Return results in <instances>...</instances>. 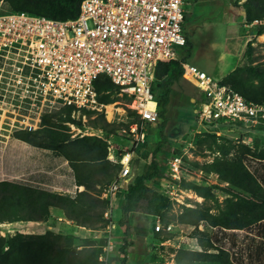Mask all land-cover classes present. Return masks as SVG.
Listing matches in <instances>:
<instances>
[{
    "label": "rangeland",
    "instance_id": "1",
    "mask_svg": "<svg viewBox=\"0 0 264 264\" xmlns=\"http://www.w3.org/2000/svg\"><path fill=\"white\" fill-rule=\"evenodd\" d=\"M247 4L251 6L247 0H185L183 32L187 41L185 45L176 48L177 58L218 81L236 67L264 64V29L261 33L257 32L264 22L254 20L245 23L244 6ZM0 7L6 9L8 4L0 0ZM170 89L163 115L157 116L155 122H148L142 126L144 136L134 149L135 159L130 163L129 176V181H132L135 175L147 167L145 155L153 149L160 138L161 127V134H169L171 140L155 154L159 173L147 183L150 188L166 198L168 204L166 212L160 217L140 212L131 213L125 221L127 225L125 228L118 222L119 213L115 204L120 198L115 196L112 198L109 217L116 225L110 233L112 247L103 249L107 242L100 246V242L92 237L96 232H100L101 227L74 235L73 244L78 248L81 243L92 241L100 246L99 260H102L103 264H119L122 254L118 248L121 245L125 247V253H129L131 260L134 259V264L136 253H140L141 256L137 261L144 264L150 262L212 264L204 260H177L174 257L175 251L183 249L215 252L218 248L228 252L230 264H264V238L257 234L256 225L246 229H229L212 225L206 217L218 214L223 209L225 198L235 199L241 195L239 190L222 182L216 173L209 171L207 164L217 158L230 160L241 151L248 152L243 156L245 158L243 162L250 170L255 169L262 173L264 178L263 169L253 164L249 156L252 150L264 147V121L242 129L201 122L193 112L202 94L185 81L181 83L175 81ZM161 90L162 82L155 80L152 87L153 95H158ZM115 96L117 100L104 104L110 108L109 117H106L105 106L94 109L88 115L73 112L69 116L73 121L57 120L56 123L60 124L61 130L69 139L76 137L73 136L76 128L85 127L87 133L95 130L103 137L106 133H112L110 145L115 148L128 147L129 144L119 140L120 131L122 128L127 129L130 124H137L138 118L125 103L127 97L123 93L118 92ZM98 113L103 115L105 122L113 124L112 131L99 127L96 120ZM72 123L74 129L69 126ZM106 145L108 146L107 143ZM11 153L14 155L13 171L19 172L18 181L21 184L54 194L67 195L65 188L69 187L71 181L70 171L67 161L55 150L31 145L13 137L12 132L3 131L0 136L1 174L9 164L8 154ZM169 156L179 158L178 177L169 176L164 167L165 158ZM113 173L114 171L112 175ZM186 183L206 186L208 188L205 192L206 197L196 194L184 185ZM0 206H4L1 200ZM106 208H109L108 203ZM186 208H191L197 214L206 215L196 224L187 223L185 222L187 217H180ZM133 216H136V226L131 222ZM154 218H158L162 224L171 223L172 230L153 233ZM139 230L143 233H141L143 247L140 248V252H136L134 248L136 249V239H140ZM123 233L126 235L122 240ZM136 233L139 234L138 237L135 236Z\"/></svg>",
    "mask_w": 264,
    "mask_h": 264
},
{
    "label": "built area",
    "instance_id": "2",
    "mask_svg": "<svg viewBox=\"0 0 264 264\" xmlns=\"http://www.w3.org/2000/svg\"><path fill=\"white\" fill-rule=\"evenodd\" d=\"M184 5L185 0H80L76 15L65 19L0 7V136L3 131H33L44 114L60 107H69L71 115L105 107L93 87L100 74L126 95L138 118L120 131L119 140L129 144L124 148L110 145L112 133L103 137L85 127L73 133L105 141V158L116 166L111 180L99 188V197L109 205L102 215L108 222L92 237L107 242L103 249L112 247L110 233L116 227L109 219L112 198L130 182L143 124L157 119L152 93L157 63L177 60L180 77L202 94L193 112L199 121L238 129L264 121V102L245 99L177 58L176 48L185 45ZM69 126L74 129L73 123ZM164 164L169 176L178 177V157H166ZM171 230V223L152 221L153 233Z\"/></svg>",
    "mask_w": 264,
    "mask_h": 264
},
{
    "label": "trees",
    "instance_id": "3",
    "mask_svg": "<svg viewBox=\"0 0 264 264\" xmlns=\"http://www.w3.org/2000/svg\"><path fill=\"white\" fill-rule=\"evenodd\" d=\"M3 1L8 4L6 9L10 11L22 10L54 19H65L76 15L80 0ZM247 2L251 6L248 4L244 6L245 23L254 20L264 22V0H247ZM263 29L264 24L257 32L261 33ZM154 78L162 82L161 92L154 95L159 117L165 111L171 84L180 78L178 61L157 63ZM219 82L228 85L247 100L264 102V64L236 67ZM93 87L97 101L102 104L117 100L115 95L120 92L118 86L103 74L96 77ZM123 95L126 96L124 93ZM125 103H128L127 98ZM70 112L69 107H60L44 114L37 129L13 131L12 135L31 145L55 150L67 161L75 184L82 186L83 189L73 196H67L36 187L0 181V200L4 205L0 206V219L6 217L10 220H40L46 216L48 206H55L62 210L66 219L79 226L96 229L108 222V219L102 217L107 202L99 197V188L111 180L112 171L115 172L116 166L105 158L107 153L105 141L95 136L67 138V134L56 122L57 120L73 121L69 117ZM82 112L88 115L93 110L82 109ZM96 120L99 122V127L108 131L113 130V124L105 122L101 113L96 115ZM159 134L160 138L153 149L145 155L147 167L127 183L120 195L118 222L125 228H127L126 217L133 212L160 217L168 208L166 198L144 183L158 175L159 167L155 154L171 140L169 134H161V127ZM247 153L241 151L230 160L217 158L207 164L209 171L216 173L222 182L239 190L241 195L235 199L225 198L223 209L216 215L206 217L212 225L229 229H246L256 225L257 234L264 238V178L262 173H258L255 169L250 170L243 162L245 159L243 156ZM249 156L253 164L264 171V147L252 150ZM184 185L199 196L206 197L205 192L208 191L206 186L187 183ZM204 215L206 214H197L191 208H186L180 217H187L185 222L196 224L205 217ZM97 242H100L101 246L104 239H99ZM4 245L6 248L2 250ZM100 246L89 241V243H81L76 248L72 236L53 234L50 231L28 235L16 233L8 238L0 237V264H103V261L98 259L101 254ZM118 251L122 254L119 264H125V247L121 245ZM174 257L177 260H204L212 264H230L228 252L220 248L215 252L178 249Z\"/></svg>",
    "mask_w": 264,
    "mask_h": 264
},
{
    "label": "crops",
    "instance_id": "4",
    "mask_svg": "<svg viewBox=\"0 0 264 264\" xmlns=\"http://www.w3.org/2000/svg\"><path fill=\"white\" fill-rule=\"evenodd\" d=\"M184 20H185V17H184ZM182 81H184V80L181 77L177 80L178 83H181ZM173 83H175V82H173ZM170 88H171V86H170ZM170 91H171V89H170ZM169 94H170V92H169ZM13 159H14V155L12 153L10 155L8 154V163L9 164H8L7 168L5 169V172L3 174H1L2 171H0V181H6V182H11V183L21 184L18 181L19 172L13 171ZM134 159L135 158L133 157L132 160H134ZM136 163H138V162H136ZM68 168H69V166H68ZM69 171H70L69 176L71 177V181L69 183V187L65 188V190L67 191V195L72 196L74 193L81 191L83 189V187L75 184L73 174H72V171L70 168H69ZM2 175H4L3 176L4 178L2 177ZM2 179H5V180H2ZM147 182L150 183L149 180L145 181L144 183H145V185H147L150 188V186L148 185ZM117 196L120 198V195H117ZM118 205H119V201L117 204H115V207L117 209H118ZM118 213H119V211H118ZM127 217H128V215H127ZM127 217H126V219H127ZM131 222H132V225L136 226V216H133V219ZM47 231H50L53 234L70 235V236L74 237V235H80L81 233H83V231H85V229L82 226L75 224L73 221L66 219L62 210L55 207V206H48L46 216L40 220H28V219L10 220V219H6V217L4 219H0V237H6V236L10 237L16 233H19L22 235L43 234ZM141 233H142V230H139L140 239L139 240L136 239V249L134 248V250H136V252H140L141 251L140 248L143 247V244L141 242ZM139 234L136 233L135 236L138 237ZM5 248L6 247H3L2 250H5ZM124 256H125V264H134L135 263L134 259L131 260V256H129L128 252H126L124 254ZM140 259H141L140 253L139 254L136 253V264H144L142 262L137 261ZM150 264H152V263L150 262Z\"/></svg>",
    "mask_w": 264,
    "mask_h": 264
},
{
    "label": "bare ground",
    "instance_id": "5",
    "mask_svg": "<svg viewBox=\"0 0 264 264\" xmlns=\"http://www.w3.org/2000/svg\"><path fill=\"white\" fill-rule=\"evenodd\" d=\"M107 107V106H106ZM109 115H110V108H109V106L107 107V110H106V117H109Z\"/></svg>",
    "mask_w": 264,
    "mask_h": 264
}]
</instances>
